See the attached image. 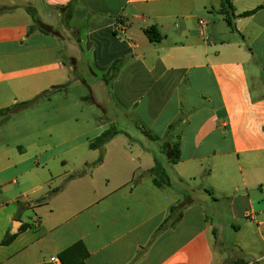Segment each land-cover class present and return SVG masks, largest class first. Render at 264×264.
I'll use <instances>...</instances> for the list:
<instances>
[{"label": "crops", "instance_id": "obj_1", "mask_svg": "<svg viewBox=\"0 0 264 264\" xmlns=\"http://www.w3.org/2000/svg\"><path fill=\"white\" fill-rule=\"evenodd\" d=\"M231 1L235 27L222 0H0V264H63L77 241L85 264H264V0ZM28 7L55 32L30 31ZM66 26L78 38L67 35L65 62ZM76 65L103 118L69 149L93 154L68 160L67 146L41 143L33 115L16 118L51 99L50 72L68 85ZM112 126L97 162L90 143ZM218 227L235 236L218 241ZM226 242L244 253L227 256Z\"/></svg>", "mask_w": 264, "mask_h": 264}, {"label": "rangeland", "instance_id": "obj_2", "mask_svg": "<svg viewBox=\"0 0 264 264\" xmlns=\"http://www.w3.org/2000/svg\"><path fill=\"white\" fill-rule=\"evenodd\" d=\"M59 10L63 16L67 18L69 11L66 9ZM64 22L67 23V19H65ZM68 27V31L67 26L65 28H57L62 30H58L59 34L65 38V40L59 39L61 46L57 50V55H59V57L65 62L67 61L65 60L67 57V35L69 34L71 39L72 37L75 39L78 38V34L75 32V30L70 26ZM77 66L78 65H76V67ZM37 73L39 78L45 76V73L41 72V70ZM50 73L54 74L52 76L54 85L41 93H54L51 99L48 100L43 98L37 105V110L33 111V113L23 112L16 118V121H23L27 123L26 117L28 115H33V125L39 129L40 141L42 144H50L52 146L51 153H58L66 149L67 146L68 160H70V158L76 153L82 156H89L90 154H93V151L88 146H83L75 152L69 151V149L72 144L81 143L84 142L85 139L93 138L98 132V126L101 124L99 117L102 116L103 118L101 109H99L91 101L84 98V95L89 97L90 93L88 87L82 82L81 78L88 80V82H93L92 76L88 72L87 67L79 65L75 71L71 72L72 82L67 85V72L63 74L62 77L57 71ZM98 97L106 104V106L109 105L105 93H98ZM119 124L122 125V122ZM48 127L51 129V136L46 132ZM130 131L131 133L140 135V133L134 128H131ZM71 139H74V141L69 142ZM64 140H67V145L58 146V143ZM219 201L220 202L217 211L226 221L230 211L227 209V206L223 204L225 201L224 198L219 199ZM207 212H210V209L207 208ZM216 236L218 237V241H223L225 236H227V240H230L235 235L234 233H226L225 227H218ZM215 250L217 254L222 252L219 242H217ZM238 252L244 253L239 248L233 247L226 242L225 253L227 256L235 258Z\"/></svg>", "mask_w": 264, "mask_h": 264}, {"label": "trees", "instance_id": "obj_3", "mask_svg": "<svg viewBox=\"0 0 264 264\" xmlns=\"http://www.w3.org/2000/svg\"><path fill=\"white\" fill-rule=\"evenodd\" d=\"M74 4V1L71 2L69 5L63 6L60 9H66L72 8ZM29 13L32 15L34 20V25L31 26L30 31L33 29H40L41 31L45 33H54L53 28L50 26L44 25L40 22L39 18L37 17L36 10L32 7H28ZM221 11L225 14L226 21L231 27L234 26V18L237 16L235 13V7L231 0H222V9ZM252 11L244 12L240 14V16H247L250 15ZM145 33L149 37L151 41H158L161 39V34L158 31V29L155 26H151L145 30ZM28 104L22 103V105ZM118 133V130L114 128L113 126L109 129L105 130L98 138H96L94 141L90 143V147L94 149L100 150V156L97 162L102 161L103 159V153H104V145L115 135ZM146 136H148L150 139L157 141L158 138L154 135H151L150 133H146ZM170 134H167V137H169ZM181 151L178 143H174L171 146V161L177 162L180 158ZM156 184H159V179H154ZM15 238V234H6L4 239L2 240L3 244H9L13 239ZM88 256V251L85 246V244L82 241H77L73 243L72 245L65 248L61 253L60 257L63 262V264H85L84 259Z\"/></svg>", "mask_w": 264, "mask_h": 264}, {"label": "built area", "instance_id": "obj_4", "mask_svg": "<svg viewBox=\"0 0 264 264\" xmlns=\"http://www.w3.org/2000/svg\"><path fill=\"white\" fill-rule=\"evenodd\" d=\"M200 23L201 24H205V22L203 20H201ZM51 260L54 261V262L60 263L59 259L57 257H52Z\"/></svg>", "mask_w": 264, "mask_h": 264}]
</instances>
